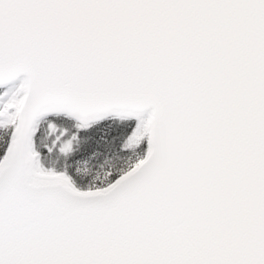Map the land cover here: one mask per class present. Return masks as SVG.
I'll list each match as a JSON object with an SVG mask.
<instances>
[{
	"label": "water",
	"instance_id": "1",
	"mask_svg": "<svg viewBox=\"0 0 264 264\" xmlns=\"http://www.w3.org/2000/svg\"><path fill=\"white\" fill-rule=\"evenodd\" d=\"M0 264H264V0H0ZM149 116L147 157L81 190L35 170L45 117Z\"/></svg>",
	"mask_w": 264,
	"mask_h": 264
},
{
	"label": "trees",
	"instance_id": "2",
	"mask_svg": "<svg viewBox=\"0 0 264 264\" xmlns=\"http://www.w3.org/2000/svg\"><path fill=\"white\" fill-rule=\"evenodd\" d=\"M140 124L141 119L124 116H112L89 125L67 115L48 116L39 123L33 140L36 171L48 176L64 175L84 190L104 188L145 158L147 137L143 142L132 141ZM15 128L14 124L0 125V163ZM136 151L132 160L127 159ZM104 163L107 168L99 175L94 166L102 167ZM92 177L97 178L91 182Z\"/></svg>",
	"mask_w": 264,
	"mask_h": 264
},
{
	"label": "rangeland",
	"instance_id": "3",
	"mask_svg": "<svg viewBox=\"0 0 264 264\" xmlns=\"http://www.w3.org/2000/svg\"><path fill=\"white\" fill-rule=\"evenodd\" d=\"M25 94V85L24 83L20 82L18 84H14L9 87H5L2 90V93H0V125H12L14 124L16 126L15 133L17 130V126L19 123V117H20V111L23 104V98ZM78 121V120H77ZM80 122V121H79ZM97 122V121H96ZM82 125H89L84 124L80 122ZM14 133V135H15ZM145 137H147L148 142L147 145L149 147V123L147 121V118H141V124L136 129L134 135L132 136L133 143L143 142L145 140ZM14 139V136H13ZM12 139V141H13ZM12 143V142H11ZM136 151L134 155L129 154L127 159L132 160L133 157L136 156ZM108 162V160L105 161V163ZM105 163L102 167L100 166H94L96 172L100 175L103 170L107 168L105 166ZM97 178V177H96ZM96 178H91V182L95 181ZM89 181V182H90Z\"/></svg>",
	"mask_w": 264,
	"mask_h": 264
}]
</instances>
